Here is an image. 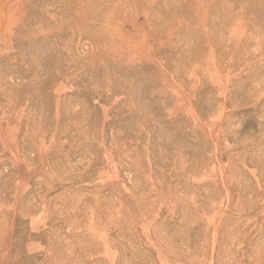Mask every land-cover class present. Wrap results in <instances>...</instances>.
<instances>
[{
  "label": "rangeland",
  "instance_id": "obj_1",
  "mask_svg": "<svg viewBox=\"0 0 264 264\" xmlns=\"http://www.w3.org/2000/svg\"><path fill=\"white\" fill-rule=\"evenodd\" d=\"M11 55L0 264H264V0H0Z\"/></svg>",
  "mask_w": 264,
  "mask_h": 264
},
{
  "label": "trees",
  "instance_id": "obj_2",
  "mask_svg": "<svg viewBox=\"0 0 264 264\" xmlns=\"http://www.w3.org/2000/svg\"><path fill=\"white\" fill-rule=\"evenodd\" d=\"M15 55H11L9 57L3 58L0 60V73L8 71L12 74L15 81H17V85L20 87L21 82H29L32 76L33 70H30L27 66V63L20 64V60L13 62V57ZM43 86V85H42ZM22 87V86H21ZM17 95L16 97V106H24L26 105L27 110H33L41 106V101H39V97H43L46 94H51V89H47L45 87H41L40 96H31V93H25L22 90L15 91ZM19 229L15 230V238L19 234Z\"/></svg>",
  "mask_w": 264,
  "mask_h": 264
}]
</instances>
